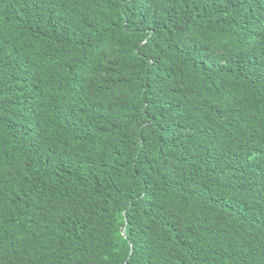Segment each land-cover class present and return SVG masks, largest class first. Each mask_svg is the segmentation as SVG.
Listing matches in <instances>:
<instances>
[{
    "label": "trees",
    "instance_id": "16d2710c",
    "mask_svg": "<svg viewBox=\"0 0 264 264\" xmlns=\"http://www.w3.org/2000/svg\"><path fill=\"white\" fill-rule=\"evenodd\" d=\"M0 264H264V0H0Z\"/></svg>",
    "mask_w": 264,
    "mask_h": 264
}]
</instances>
